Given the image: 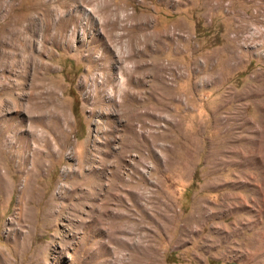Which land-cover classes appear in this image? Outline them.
<instances>
[{"label": "rangeland", "instance_id": "374dc122", "mask_svg": "<svg viewBox=\"0 0 264 264\" xmlns=\"http://www.w3.org/2000/svg\"><path fill=\"white\" fill-rule=\"evenodd\" d=\"M28 99L0 264H264V0H3L0 112Z\"/></svg>", "mask_w": 264, "mask_h": 264}, {"label": "bare ground", "instance_id": "6f19581e", "mask_svg": "<svg viewBox=\"0 0 264 264\" xmlns=\"http://www.w3.org/2000/svg\"><path fill=\"white\" fill-rule=\"evenodd\" d=\"M2 1L3 0H0V9H1V7H2ZM26 28H28V27H26ZM27 30V29H26ZM23 31V30H22ZM21 43V42H20ZM29 47V46H28ZM3 51V50H2ZM32 51V50H31ZM7 53H9V52H7ZM9 55V54H8ZM17 55V54H16ZM3 56V55H2ZM18 56V55H17ZM16 56V57H17ZM11 59V58H10ZM6 60V59H5ZM13 60V59H12ZM11 60V61H12ZM8 61V60H7ZM10 66V65H9ZM14 67H16V66H14ZM25 71V70H24ZM119 72H120V69H119ZM20 73V72H19ZM28 73V72H27ZM21 74V73H20ZM25 74H26V72H25ZM18 75V74H17ZM20 76H22V74L20 75ZM26 76V75H25ZM28 76V75H27ZM107 77H108V75H107ZM23 78V77H22ZM112 78V77H111ZM21 79V78H20ZM5 80V79H4ZM16 80V79H15ZM24 80V79H23ZM26 80V79H25ZM8 81V80H7ZM6 81V82H7ZM3 82V81H2ZM21 82H24V81H21ZM106 82V81H105ZM10 83V82H9ZM98 84V83H97ZM102 84V83H101ZM8 86V85H7ZM16 87V86H15ZM25 89V88H24ZM7 90V89H6ZM10 90H11V88H10ZM20 90V89H19ZM11 92V91H10ZM24 92V91H23ZM16 93V92H15ZM19 93H21V92H19ZM19 93H17V94H19ZM26 93V92H25ZM46 93V92H45ZM13 95H14V93H13ZM22 95V94H21ZM12 96V95H11ZM26 96H29V95H26ZM111 96V95H110ZM12 98V97H11ZM15 98V96L13 97V99ZM17 98V97H16ZM13 99H11V100H13ZM5 100V99H4ZM16 100V99H15ZM18 100V99H17ZM16 102V101H15ZM27 102V105L25 106L27 109H26V112H27V114L26 115H24V117H19V116H17L18 115V113H19V108H20V105H19V103H15L14 104V107L16 108V115H11V118H9V119H6V116H5V114L3 113V112H0V155L2 154V153H9L10 151H12V149H14V148H18V150H21V151H25V152H27L28 151V153H30V148H32L33 150L32 151H34L36 148H38V147H32V145H34V143H36L37 141H36V134H35V124L33 125V123H34V116L31 114V106H32V104H31V100L30 99H28V101H26ZM34 102V101H33ZM32 102V103H33ZM6 103V102H5ZM4 104V103H3ZM21 104V103H20ZM26 104V103H25ZM12 105V104H11ZM10 105V106H11ZM24 107V108H25ZM35 106H33V108H34ZM37 107V106H36ZM8 109V108H7ZM12 109V108H11ZM5 111V110H4ZM7 111V110H6ZM26 112H24V113H26ZM37 112V111H36ZM7 113V112H6ZM42 114V113H41ZM5 116V117H4ZM43 116V115H42ZM10 117V116H9ZM8 118V117H7ZM42 118V117H41ZM37 119V118H36ZM16 120V121H15ZM11 121H15V123H14V129H13V131L11 132V133H8V131L6 130V127L8 126V124L11 122ZM42 121H44V120H42ZM50 122V121H49ZM44 123V122H43ZM52 125V124H51ZM36 126H40V125H36ZM60 127H62V126H60ZM52 128V127H51ZM58 128V127H57ZM37 129V128H36ZM41 129H42V127H41ZM61 129V128H60ZM47 130V129H46ZM46 130H45V133H46ZM42 131H43V129H42ZM53 131V130H52ZM47 132H49L48 130H47ZM54 132V131H53ZM60 132V131H59ZM58 132V133H59ZM52 133V132H51ZM49 135V134H48ZM39 137V140L41 141L40 143H41V145L39 146L40 148H43L44 146H50L51 144H48L49 142H48V139L49 138H47L43 133H41V134H39L38 135ZM54 136V135H53ZM61 136V135H60ZM59 136V137H60ZM62 137V136H61ZM51 138V137H50ZM55 139V138H54ZM57 139V138H56ZM62 139L61 138H59V141H61ZM50 141V140H49ZM24 142V144H22ZM51 142V141H50ZM64 142V141H63ZM38 143V142H37ZM58 143V142H57ZM60 143V142H59ZM58 143V144H59ZM39 144V143H38ZM64 144V143H63ZM61 145V144H60ZM65 146V145H64ZM60 147V146H59ZM35 148V149H34ZM48 149V148H47ZM42 150V149H41ZM42 151H44V150H42ZM47 151V150H46ZM50 151V150H49ZM15 152V151H14ZM13 152V153H14ZM37 152V151H36ZM39 152V151H38ZM41 152V151H40ZM44 153V152H43ZM37 155H38V153H36ZM42 154V153H41ZM46 154H48V153H46ZM45 154V156H47ZM32 155V154H31ZM4 156V155H3ZM42 158H43V156H41ZM48 157V156H47ZM30 158V157H29ZM37 159H38V157H36ZM12 159V158H11ZM15 159H17L16 157H15ZM27 159H28V157H26V155H24V158L22 159V164L23 165H25V163H26V161H27ZM33 159H35V158H33ZM41 159V158H40ZM45 159V158H44ZM39 160V159H38ZM43 159H41L40 161L41 162H43L42 161ZM29 161V160H28ZM32 162H33V160H32ZM35 162H37V160L35 161ZM20 163V162H19ZM40 163V162H39ZM2 162H1V158H0V187H3V188H7L9 185H8V183L5 181V179L3 178V175H2V173H1V169H3V168H1L2 167ZM32 165V164H31ZM36 165H40V164H37L36 163ZM42 165V164H41ZM40 165V166H41ZM32 166H34V167H36L35 165H32ZM33 167V168H34ZM39 167V166H38ZM20 170V169H19ZM24 170V169H23ZM29 170V169H28ZM33 170V169H32ZM37 170V169H36ZM23 172V171H22ZM31 172V171H30ZM29 173V172H28ZM32 174V173H31ZM33 175V174H32ZM109 184V183H108Z\"/></svg>", "mask_w": 264, "mask_h": 264}]
</instances>
